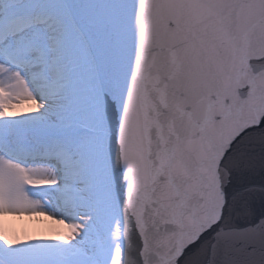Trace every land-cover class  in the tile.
Masks as SVG:
<instances>
[{"label": "snow or ice", "instance_id": "obj_1", "mask_svg": "<svg viewBox=\"0 0 264 264\" xmlns=\"http://www.w3.org/2000/svg\"><path fill=\"white\" fill-rule=\"evenodd\" d=\"M0 264H264V0H0Z\"/></svg>", "mask_w": 264, "mask_h": 264}, {"label": "bare ground", "instance_id": "obj_2", "mask_svg": "<svg viewBox=\"0 0 264 264\" xmlns=\"http://www.w3.org/2000/svg\"><path fill=\"white\" fill-rule=\"evenodd\" d=\"M6 223L11 231L18 235H50L61 228V225L55 223V220L47 219L46 217L29 218L25 217H8ZM49 224L56 225V230H51ZM14 228V230H12Z\"/></svg>", "mask_w": 264, "mask_h": 264}, {"label": "rangeland", "instance_id": "obj_3", "mask_svg": "<svg viewBox=\"0 0 264 264\" xmlns=\"http://www.w3.org/2000/svg\"><path fill=\"white\" fill-rule=\"evenodd\" d=\"M49 227H50V229L51 230H56V225H54V224H49ZM12 230H14V228H12ZM21 237H23V235H21Z\"/></svg>", "mask_w": 264, "mask_h": 264}]
</instances>
